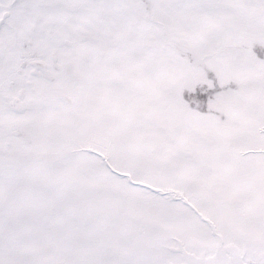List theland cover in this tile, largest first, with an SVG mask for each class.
Here are the masks:
<instances>
[{"label": "snow or ice", "instance_id": "snow-or-ice-1", "mask_svg": "<svg viewBox=\"0 0 264 264\" xmlns=\"http://www.w3.org/2000/svg\"><path fill=\"white\" fill-rule=\"evenodd\" d=\"M0 264H264V0H0Z\"/></svg>", "mask_w": 264, "mask_h": 264}]
</instances>
